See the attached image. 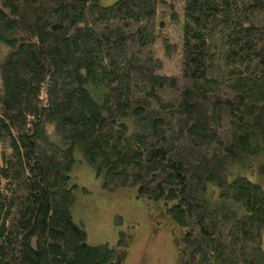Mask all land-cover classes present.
I'll return each instance as SVG.
<instances>
[{"label": "trees", "instance_id": "trees-1", "mask_svg": "<svg viewBox=\"0 0 264 264\" xmlns=\"http://www.w3.org/2000/svg\"><path fill=\"white\" fill-rule=\"evenodd\" d=\"M76 147L192 264H264V0H0V264H124L74 219Z\"/></svg>", "mask_w": 264, "mask_h": 264}, {"label": "rangeland", "instance_id": "rangeland-1", "mask_svg": "<svg viewBox=\"0 0 264 264\" xmlns=\"http://www.w3.org/2000/svg\"><path fill=\"white\" fill-rule=\"evenodd\" d=\"M115 1L101 0V3L108 5ZM174 27L171 24L169 29L172 31ZM177 42L172 31L166 49L169 54L165 56L163 69L167 73L179 72L181 69L179 55L175 51V48L178 49ZM75 158L70 181L75 195L72 210L75 221L87 230L91 244L109 243L117 249L124 264L193 263L195 256L183 251L184 229L167 215L163 200L149 201L140 197L137 188L132 187L108 191L103 187L104 173L98 174L85 151L76 147ZM261 163H264V157L257 155L252 159V165L241 173L264 186V175L256 171L257 165ZM238 169V166H232L233 172ZM117 215L121 218L119 224L116 222ZM120 231L127 233L126 247L117 245Z\"/></svg>", "mask_w": 264, "mask_h": 264}]
</instances>
